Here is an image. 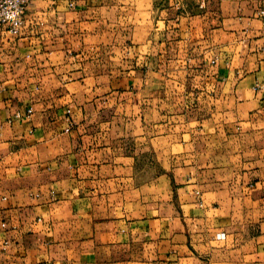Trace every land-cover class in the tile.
Masks as SVG:
<instances>
[{
	"label": "crops",
	"instance_id": "1",
	"mask_svg": "<svg viewBox=\"0 0 264 264\" xmlns=\"http://www.w3.org/2000/svg\"><path fill=\"white\" fill-rule=\"evenodd\" d=\"M263 6L33 0L0 26V264H264Z\"/></svg>",
	"mask_w": 264,
	"mask_h": 264
},
{
	"label": "built area",
	"instance_id": "2",
	"mask_svg": "<svg viewBox=\"0 0 264 264\" xmlns=\"http://www.w3.org/2000/svg\"><path fill=\"white\" fill-rule=\"evenodd\" d=\"M33 0H0V26L13 36L17 35L25 25L26 13ZM203 1L201 7H204ZM256 17L264 27V6L256 12ZM32 111L28 112L30 115ZM217 239H225V234H217Z\"/></svg>",
	"mask_w": 264,
	"mask_h": 264
}]
</instances>
